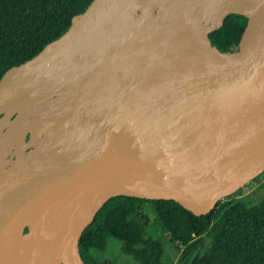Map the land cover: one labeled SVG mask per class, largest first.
Returning <instances> with one entry per match:
<instances>
[{
	"label": "water",
	"instance_id": "1",
	"mask_svg": "<svg viewBox=\"0 0 264 264\" xmlns=\"http://www.w3.org/2000/svg\"><path fill=\"white\" fill-rule=\"evenodd\" d=\"M228 14L247 22L225 54L207 34ZM263 144L264 0H93L0 79V264H86L116 195L207 214Z\"/></svg>",
	"mask_w": 264,
	"mask_h": 264
},
{
	"label": "trees",
	"instance_id": "2",
	"mask_svg": "<svg viewBox=\"0 0 264 264\" xmlns=\"http://www.w3.org/2000/svg\"><path fill=\"white\" fill-rule=\"evenodd\" d=\"M92 2L0 0V79L9 68L33 58L61 37L73 17ZM246 22L243 15L228 14L207 34L210 44L221 53L237 51ZM260 180L263 194L256 204L242 203L238 189L200 216L174 200L112 196L83 231L80 254L86 264H105L92 253L104 251L112 238L120 242L121 252L138 264H264V171L250 181ZM146 207H151L159 226L177 244L180 256L175 263L153 235L158 227L149 221Z\"/></svg>",
	"mask_w": 264,
	"mask_h": 264
},
{
	"label": "rangeland",
	"instance_id": "3",
	"mask_svg": "<svg viewBox=\"0 0 264 264\" xmlns=\"http://www.w3.org/2000/svg\"><path fill=\"white\" fill-rule=\"evenodd\" d=\"M261 184L262 180L253 182L248 181L244 186L239 188L237 197L247 206L256 204L262 198L263 189L261 188ZM145 213L148 216L151 224L157 225L158 227L156 232L152 233L161 243L166 246V257L175 263L180 256V251L175 249L177 244L172 242L167 232L159 226L160 222L158 221L156 214L152 211L151 207H146ZM207 244L208 240H206V245ZM92 257L98 261L104 262L105 264H138L131 257L123 254L120 250V242L112 238L108 239L104 251L93 252Z\"/></svg>",
	"mask_w": 264,
	"mask_h": 264
},
{
	"label": "bare ground",
	"instance_id": "4",
	"mask_svg": "<svg viewBox=\"0 0 264 264\" xmlns=\"http://www.w3.org/2000/svg\"><path fill=\"white\" fill-rule=\"evenodd\" d=\"M213 20H212V22H205V26L208 27L211 25L210 27H212V26H215L216 24H218V22H219L218 18H216L214 21ZM45 57H46V60L49 62H53L56 60V57H55L54 53L52 52V49H49L47 56H45ZM263 162H264V144H263V148H262L261 157L259 159V165L262 164Z\"/></svg>",
	"mask_w": 264,
	"mask_h": 264
}]
</instances>
